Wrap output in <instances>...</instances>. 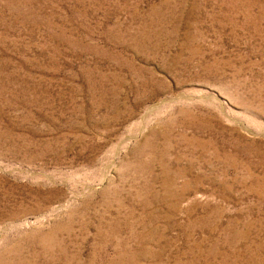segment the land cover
<instances>
[{"label": "rangeland", "instance_id": "374dc122", "mask_svg": "<svg viewBox=\"0 0 264 264\" xmlns=\"http://www.w3.org/2000/svg\"><path fill=\"white\" fill-rule=\"evenodd\" d=\"M0 264H264V0H0Z\"/></svg>", "mask_w": 264, "mask_h": 264}]
</instances>
